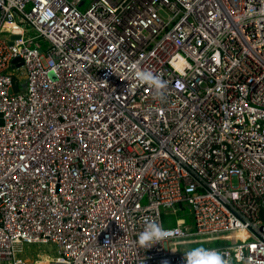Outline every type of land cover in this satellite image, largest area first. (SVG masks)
Wrapping results in <instances>:
<instances>
[{"label": "built area", "instance_id": "built-area-1", "mask_svg": "<svg viewBox=\"0 0 264 264\" xmlns=\"http://www.w3.org/2000/svg\"><path fill=\"white\" fill-rule=\"evenodd\" d=\"M227 232L200 247L264 264V0H0V264H184Z\"/></svg>", "mask_w": 264, "mask_h": 264}, {"label": "clouds", "instance_id": "clouds-1", "mask_svg": "<svg viewBox=\"0 0 264 264\" xmlns=\"http://www.w3.org/2000/svg\"><path fill=\"white\" fill-rule=\"evenodd\" d=\"M130 71L141 84L152 87L156 95L163 98L167 84L158 74L148 69L141 70L136 64L132 65ZM165 235L163 226L158 221L149 219L145 221L143 231L138 234V244L147 249L159 243ZM184 264H229V262L225 260L220 250L196 247L184 252Z\"/></svg>", "mask_w": 264, "mask_h": 264}, {"label": "rangeland", "instance_id": "rangeland-1", "mask_svg": "<svg viewBox=\"0 0 264 264\" xmlns=\"http://www.w3.org/2000/svg\"><path fill=\"white\" fill-rule=\"evenodd\" d=\"M83 8V7H82ZM25 86V82L21 83V87ZM163 216L168 215L171 220L170 224L180 223L181 225H193L194 214L190 208L187 207V203L183 202L182 204L176 205L175 210L161 208ZM195 243H191L193 247H200L202 245H213L219 241H234L235 234L234 232L219 233V234H202L195 237ZM217 239V240H216ZM179 243H177L178 245ZM180 245V244H179ZM24 251L22 256L35 257L36 253L44 254L48 253L49 255L55 253L56 245L53 242H42V243H30L24 245Z\"/></svg>", "mask_w": 264, "mask_h": 264}, {"label": "water", "instance_id": "water-1", "mask_svg": "<svg viewBox=\"0 0 264 264\" xmlns=\"http://www.w3.org/2000/svg\"><path fill=\"white\" fill-rule=\"evenodd\" d=\"M17 59H18V58H15L13 61H16ZM13 90H14V91H17V90H18V85H17V84H14V85H13ZM187 207L190 208L191 206L188 204Z\"/></svg>", "mask_w": 264, "mask_h": 264}]
</instances>
